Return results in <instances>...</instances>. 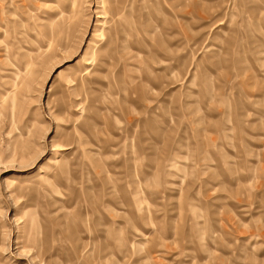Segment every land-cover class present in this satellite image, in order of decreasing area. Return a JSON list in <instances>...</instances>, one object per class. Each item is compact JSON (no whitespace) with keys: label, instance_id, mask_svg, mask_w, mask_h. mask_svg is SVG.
Wrapping results in <instances>:
<instances>
[{"label":"rangeland","instance_id":"obj_1","mask_svg":"<svg viewBox=\"0 0 264 264\" xmlns=\"http://www.w3.org/2000/svg\"><path fill=\"white\" fill-rule=\"evenodd\" d=\"M75 1L0 0V264H264V0Z\"/></svg>","mask_w":264,"mask_h":264},{"label":"bare ground","instance_id":"obj_2","mask_svg":"<svg viewBox=\"0 0 264 264\" xmlns=\"http://www.w3.org/2000/svg\"><path fill=\"white\" fill-rule=\"evenodd\" d=\"M104 2V1H103ZM74 4H76L75 0H70V5L73 7ZM123 9V8H122ZM121 10H117L115 7H111L108 10L104 12L106 16H101V22H100V27L98 29V32L103 38L101 42H95L93 41L90 46H88V49L86 50L87 54H90V61H88L89 65L85 67V72L83 74H87L88 76L90 75L93 78H99L101 75L103 76V73H105V70L109 71L106 67L112 59H121L124 57L127 61H141V57L143 55L142 49L143 46L147 48V55L149 58H151V50L153 46V36L152 32L155 30L153 24L149 23L150 21L147 22L146 28H149L145 31L146 37L144 39H140V41H146V44L143 45L142 42L137 41V36H141V31H142V26L140 24L136 25L135 20L132 16V11H134L132 8H127V12L125 13V23L121 22V17H123V13L120 12ZM102 14V12H101ZM163 13H159L158 20L159 22H164L163 20ZM147 16L150 18L153 16V11L150 9V13L147 14ZM133 18V19H132ZM146 20V19H145ZM122 24L125 25V30H127V33L129 34V37H132V42L134 44L130 45L132 42L129 39V37L121 34V32L124 31ZM142 43V44H141ZM133 47L129 48V47ZM137 48V50H135ZM149 50V51H148ZM146 55V54H145ZM88 60V59H87ZM87 63V64H88ZM129 63V62H128ZM125 69H119L118 73L116 76H120L121 73L124 74ZM147 70V69H146ZM135 74H143L144 72L150 73L148 71H142V68H138L136 66L134 70H132ZM108 73V72H107ZM83 76V75H82ZM80 78V81H83V77H76ZM76 81L78 79H75ZM133 83V82H132ZM8 99H9V95ZM55 162V161H54ZM61 168V171L64 172L66 170V166L64 164L58 166ZM65 173V172H64ZM116 177V176H115ZM12 185H16L17 181L12 180L10 182ZM120 245V244H117ZM120 252V249H118Z\"/></svg>","mask_w":264,"mask_h":264}]
</instances>
